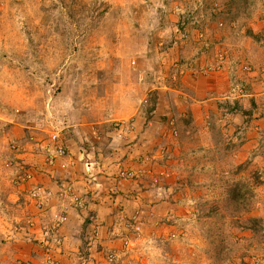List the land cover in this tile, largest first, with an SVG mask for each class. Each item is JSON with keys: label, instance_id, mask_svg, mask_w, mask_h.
Masks as SVG:
<instances>
[{"label": "rangeland", "instance_id": "rangeland-1", "mask_svg": "<svg viewBox=\"0 0 264 264\" xmlns=\"http://www.w3.org/2000/svg\"><path fill=\"white\" fill-rule=\"evenodd\" d=\"M247 42L256 58L243 64L231 46ZM263 54L264 0H0V190L7 208L1 214L7 227L0 226V264H29L4 257L28 242L33 211L40 210L32 193L38 191L41 208L45 203L42 167L109 177L110 154L132 138L124 129L132 127V118L119 117L132 112L134 99L144 98L141 110L151 120L160 96L173 99L166 81L181 69V84L189 74L214 77L223 69L222 77V64H208L216 57H228L229 86L255 89L251 76L241 78L259 70ZM236 63L243 68H234ZM220 83L227 87L226 80ZM230 102L212 109L264 114L255 99ZM110 111L114 123L107 121ZM77 115L93 126L76 134ZM71 138L81 146L83 169L68 165ZM159 139L151 137L149 154ZM226 142L189 162L193 172L178 197L165 199L175 204L174 222L149 220L158 228L146 229L151 239L115 246L110 264H264V143L249 151L244 143L230 148ZM123 170L135 171L121 169L120 178ZM10 194L18 204L8 200Z\"/></svg>", "mask_w": 264, "mask_h": 264}, {"label": "crops", "instance_id": "crops-1", "mask_svg": "<svg viewBox=\"0 0 264 264\" xmlns=\"http://www.w3.org/2000/svg\"><path fill=\"white\" fill-rule=\"evenodd\" d=\"M250 45L251 43L247 42L241 44L242 48L231 46L233 53L243 58V64L247 63L245 59L256 58V49H251ZM221 51L228 54L225 47ZM214 59L208 58V64H222L226 69L222 77L218 75L223 69L215 73L214 77L189 74L186 83L181 84L183 79L180 73L184 70L181 69L180 73L177 70L173 75L174 79L166 81L171 84L169 89L172 94L169 95L174 96L173 99L160 96L151 120H148L141 110L144 98L132 101V112L126 117H119V120L132 118V127L124 125V129L130 131L132 138L129 139L128 146L117 148L120 152L115 150L110 154V161H107L108 166L106 165L109 177L102 175L91 178L80 170L74 173L73 169L66 175L68 170L56 173L55 170H47L46 166L42 167L39 182L46 191L45 203L39 211L33 208L32 216L35 222L33 227H30L28 242L15 245L18 253L9 254L10 258H4L11 261L20 257L29 264H110V252H114L115 246L123 242H147L151 239V234L146 229H158L155 219L169 220L172 217L173 220L175 204L169 206L165 199L171 198L172 195L178 197L179 186H183L185 181H188L185 180L186 175L189 178V174L193 172L190 171V161L193 163L197 156H208V152L215 149V146L221 149L218 144H223L224 141H227L230 148L244 143V147L249 151L258 147L259 143H264V140H261L264 136V114H239L234 111L219 113L220 111L212 109L223 100L236 104L240 102L243 105L248 103V100L254 102L255 99L263 111L264 62H260L258 71L246 72L245 78H241L249 81L247 77L251 76L252 87L255 86L256 91L246 86L248 90L242 92L234 84L229 86V77H224L225 74L230 75L228 57ZM243 64L236 63L234 68L241 70ZM190 70L196 71L193 64H190ZM238 72L241 77L240 71ZM223 79L226 80L227 87H222L220 80ZM236 81L240 83V80ZM159 107L161 113L157 112ZM115 115L110 111V120L107 121L114 123L117 119ZM79 117L77 115L74 118L77 122L73 125L76 126V134H80L84 127L93 126L91 119H85L81 123L77 119ZM178 135L179 138H175ZM152 136L160 138L158 143H154L157 148L153 155L149 154ZM221 136L223 139L219 142L218 138ZM69 142V167L74 164L73 167L83 169L85 164L81 162L83 153L78 139L71 138ZM144 156L150 158L152 163L145 162ZM158 159L165 160V163L160 164ZM157 165L159 168L155 169ZM126 168L135 170L137 176L132 179L120 178L119 171ZM166 180L168 183H165ZM14 197L10 194L8 200L18 204V199ZM79 199L80 203H77ZM0 200L4 202L0 201V226L5 227V219L1 214L7 209L6 195L1 190ZM60 218L63 219L61 223L58 222ZM149 220L156 224H149ZM57 222L59 228L53 231L52 227ZM169 226L173 227V224L170 223L167 227ZM137 229L145 230L146 237L145 234H137ZM84 249L88 252H84Z\"/></svg>", "mask_w": 264, "mask_h": 264}, {"label": "built area", "instance_id": "built-area-1", "mask_svg": "<svg viewBox=\"0 0 264 264\" xmlns=\"http://www.w3.org/2000/svg\"><path fill=\"white\" fill-rule=\"evenodd\" d=\"M62 149H63V148H62ZM88 170H89V169H88ZM120 175H121V177L124 178V179H129V178L132 179V178H134V177L137 176V172H136V171H132V170H129V171H128V170H123V171L120 172ZM26 177H27V178H30V177H31V174L28 173V174L26 175ZM25 179H26V178H25ZM25 179H24V180H25ZM32 195L34 196V198L37 197V198L39 199V197H38V196H39L38 191L33 192ZM38 199H36L35 202L38 203V208H41L42 203H39V202H38ZM62 220H63V219H61L60 221H62Z\"/></svg>", "mask_w": 264, "mask_h": 264}]
</instances>
